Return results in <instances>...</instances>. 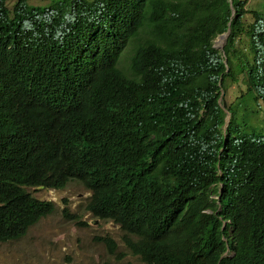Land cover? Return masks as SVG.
I'll return each instance as SVG.
<instances>
[{
  "label": "trees",
  "instance_id": "16d2710c",
  "mask_svg": "<svg viewBox=\"0 0 264 264\" xmlns=\"http://www.w3.org/2000/svg\"><path fill=\"white\" fill-rule=\"evenodd\" d=\"M246 3L0 0V241L55 208L27 186L77 179L143 264H264V133L236 123L242 101L264 120V0Z\"/></svg>",
  "mask_w": 264,
  "mask_h": 264
},
{
  "label": "rangeland",
  "instance_id": "374dc122",
  "mask_svg": "<svg viewBox=\"0 0 264 264\" xmlns=\"http://www.w3.org/2000/svg\"><path fill=\"white\" fill-rule=\"evenodd\" d=\"M15 1L7 0L8 6L11 8ZM28 1L43 4L49 0ZM261 2L247 0L246 7L261 9ZM247 17L250 19L249 15ZM214 40L218 43L221 39L216 36ZM132 48L133 43L130 41L118 62L126 71H129ZM225 85L222 97L228 104L246 88L242 73L237 75V81L227 79ZM259 102L264 104L262 99ZM246 105V101L237 104L236 123L242 131L257 130L264 133L261 112L252 113L250 106ZM245 109L248 110L245 112ZM226 118H229V113ZM26 189L39 198L53 200L55 208L30 225L21 237L0 241V264H102L104 261L112 264H143L142 259L131 253L125 245L123 235L126 232L118 223L96 217L86 208L91 191L79 180L71 179L63 188L27 186ZM69 213L74 216L69 217ZM103 236L115 240L113 252L109 251L108 243L100 238Z\"/></svg>",
  "mask_w": 264,
  "mask_h": 264
},
{
  "label": "water",
  "instance_id": "95a60500",
  "mask_svg": "<svg viewBox=\"0 0 264 264\" xmlns=\"http://www.w3.org/2000/svg\"><path fill=\"white\" fill-rule=\"evenodd\" d=\"M228 32H229V28H227V30H225V31L217 34V37L218 38H221L222 37L223 41L217 43L216 40H214L213 41V46L216 47V48H219V49L223 50V45H224L225 39H226V37L228 35ZM224 60L226 61V59H224Z\"/></svg>",
  "mask_w": 264,
  "mask_h": 264
},
{
  "label": "bare ground",
  "instance_id": "6f19581e",
  "mask_svg": "<svg viewBox=\"0 0 264 264\" xmlns=\"http://www.w3.org/2000/svg\"><path fill=\"white\" fill-rule=\"evenodd\" d=\"M219 39H221L219 42H222V41H223L222 37H221V38H219ZM216 42H217V41H216ZM219 42H218V43H219Z\"/></svg>",
  "mask_w": 264,
  "mask_h": 264
},
{
  "label": "clouds",
  "instance_id": "9594fccd",
  "mask_svg": "<svg viewBox=\"0 0 264 264\" xmlns=\"http://www.w3.org/2000/svg\"><path fill=\"white\" fill-rule=\"evenodd\" d=\"M118 62H119V60H118ZM118 64V63H117ZM118 66H119V64H118ZM227 119V118H226ZM228 120V119H227Z\"/></svg>",
  "mask_w": 264,
  "mask_h": 264
}]
</instances>
